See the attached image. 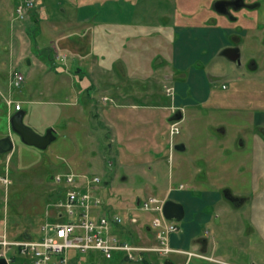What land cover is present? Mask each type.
<instances>
[{"label": "rangeland", "instance_id": "rangeland-1", "mask_svg": "<svg viewBox=\"0 0 264 264\" xmlns=\"http://www.w3.org/2000/svg\"><path fill=\"white\" fill-rule=\"evenodd\" d=\"M88 1L106 5L109 0H0V138L8 133L15 137L11 152L0 151V175L8 172L9 176L8 184L0 181V226H5L10 233L29 230L37 236L47 219L48 202L52 203V199L59 194V185L54 180L56 174L75 173L81 176L80 182L85 175L100 176L102 181L94 194H100L113 211H120L126 216L140 214L139 222H126L135 231L136 242L144 246L139 255L149 260L147 264H162L164 254L161 256L156 251L157 247L162 246L153 230L148 231L145 226L154 219L155 214L137 208L135 197L151 198L155 195L163 198L169 187L178 190L191 188L189 179L192 175L199 179L201 173L198 172L204 171V160L209 159L208 169L215 172L213 175L217 181H204L205 186L217 190L225 184L236 193L248 196L249 200L235 208L233 213L230 212L228 221L227 213L218 205L209 204L202 209L205 216L213 218L203 229L211 231L208 254L229 264H264V208H260L261 227L256 232L249 231L253 225L256 228L251 222L252 199L264 200V165H257L254 158L255 140L264 128V125L256 124L255 121L258 113L264 111V0H251L262 2L261 8L236 12L242 24L241 64L223 54L186 52L190 63H184L186 67L175 80L188 82L189 87L181 94L175 85H171L173 92H177V98L167 86V98L164 96V92H161L164 83H159L154 74L150 80L154 89L148 90L151 95L146 89H140L139 80L131 89H110L108 81H115L110 71L101 68L90 56L88 58L95 61L93 64L96 68H92L96 71L93 72L103 87L78 89V85L89 81V77L77 79L74 70L71 71L63 62L69 56L70 64L76 67L82 63L78 61L79 57L62 49L69 55L59 56L56 64L48 60V55L44 53L47 47L53 49L58 57L60 29L68 27L71 39L82 35L78 32L74 35L73 27L68 23L74 24L78 5L84 7ZM134 1L139 13L136 21L149 24L147 31L153 35V39L157 38V33L162 39H174L177 35L174 29L169 37H165L164 31H160L162 26L167 30L171 28L172 22L177 24V19L186 24L193 22L194 18L203 19L212 11L210 6L215 0ZM6 3L10 6L21 3L29 17L21 21L14 19ZM37 15L43 19L41 22H38L40 17ZM19 22L25 24L20 40L23 41L24 52H27L20 61L13 58L10 48L14 27ZM41 23L44 30L39 26ZM90 33L91 30L87 35L89 37H85L87 43L91 39ZM196 37L194 35L192 40ZM74 49L84 53L77 46ZM205 55L208 57L204 62ZM74 58L76 60H72ZM253 61L258 65L256 70L250 67ZM206 62L208 65H205ZM83 66L86 68V65ZM17 69L24 74L25 79L20 86H13L10 83L11 75ZM49 73L61 75V79L59 76L55 78L53 89L48 82ZM67 73H72L74 79H69ZM207 87L214 89L213 97L207 103H200ZM131 91L136 94L118 99L117 92L126 94ZM9 98L21 100L24 121L35 131L45 133L50 127L54 129L56 138L47 148L26 144L12 130L8 113L13 108L8 105ZM163 98L165 102L178 103L181 108V118L174 119L180 126V133L175 138L186 142V150L170 148L167 143L170 133L165 118L166 109L160 105L150 107L155 99L162 103ZM120 100L124 105L120 104ZM116 106L119 109L115 113ZM114 119L129 124L133 137L129 141L132 146L131 159L116 155L120 153V143L116 138ZM150 119L153 123L149 127L140 122ZM142 131L144 137L134 135ZM155 137L157 145L154 143ZM126 144L130 148L128 142ZM126 175L128 178L123 179ZM107 182L109 186L105 187V194L101 193ZM181 183H184L183 188ZM223 203L229 204L225 199ZM219 220H223L221 225L217 222ZM176 222L181 223L178 220ZM169 247L172 249L169 253L176 262L177 253L191 254V251L176 248L170 243ZM71 255L81 259L79 264H140L138 259L107 258L99 250H77L72 251ZM29 264L36 263L31 261ZM190 264L222 263L194 256Z\"/></svg>", "mask_w": 264, "mask_h": 264}, {"label": "crops", "instance_id": "crops-1", "mask_svg": "<svg viewBox=\"0 0 264 264\" xmlns=\"http://www.w3.org/2000/svg\"><path fill=\"white\" fill-rule=\"evenodd\" d=\"M85 3H86L85 6L87 7L85 6L82 7V4L78 5L79 9H76L77 14L74 17V24L68 23L70 24V27H73L72 33L74 35H76V32L81 33L82 35L80 37L82 38L84 37V39L80 40L79 36H74V39H71L68 27H64L58 31V33H60L59 34L60 36L57 41L58 53L67 54L65 52H62L61 51L62 49H65V51H71L70 54L79 57L78 61L82 62V63H78L77 66L75 67L73 66L74 65L73 63L70 64L71 60H69V56H68L67 62L62 61L63 64L70 70L71 69L74 70V76H76L77 79L82 78L83 76L89 77V81L85 80L82 84L80 83V85H78L79 86L78 89H85V90L101 89V87H103L102 84L100 85L99 79L97 78V76H95L93 72V70H95L93 68H96L93 63L97 61L101 68H106V70L110 71L111 76L115 80V81L107 80L108 83H110L109 85L110 89H117L118 91L122 87L132 88L133 84L134 85L137 84L136 82L137 80H139L140 82L139 83L140 89H146L147 91L149 89H154L150 84L151 77L154 74L155 77H158L159 83H164L163 86L164 88L161 92H164L165 94L166 86L175 85L176 89H178L180 93L183 94V90L189 87L188 82L186 83L178 82L177 80H175V77L178 74H180L179 72L182 71L184 67H186L184 63H188L190 61V58L185 53L190 51L198 54L200 51H205L206 53H209V55H211L212 53H215V55L217 54L222 55L223 47L231 44L230 39L232 35H234V33H236L237 31H240L241 29L239 28V24H241L239 22L240 19L236 22H232L224 15H217L215 16L216 17L215 21L208 22L207 21L208 17L210 15H214V13L210 11V13H208L209 14L208 16L206 17L204 16L203 19L194 18L193 22H190L189 24L183 23L182 20L177 19L176 22L177 24L172 22L171 23L172 26L170 29L164 30L165 26H162L160 31L161 32L164 31V33L166 34L165 37L166 36L169 37L170 32L174 29V32L177 34L174 39L171 38L162 39L159 37L158 33L156 35L157 38L153 39V35H151L149 31H147L148 27L150 28L149 24H142L136 21V18L138 17L139 13L137 8V3L134 0H109L106 5L104 4L99 5L98 3L95 4V2H91V1ZM5 6L7 9L11 10L12 16L14 18L16 5L10 6L9 3H6ZM39 15H37V17H40L38 18L39 20L38 22H41L43 19ZM32 17L35 18L36 16H32ZM39 26L41 27V29L44 30L42 23L39 24ZM22 30L25 31V24L22 22L17 23V26L16 28L14 27V31H13V43L12 46L10 45L11 54L13 55V58L15 57L19 61L21 60L22 56L27 53L24 52L23 41L20 40L22 35L21 34ZM89 30H91L90 33L91 39H89V42L87 43L85 37L86 38L89 37L87 36ZM194 35H197V37L195 40H192L194 38ZM187 44L191 45V47H189ZM76 46L80 50L84 51L87 58L84 57V53L78 52L74 49ZM37 47L40 48L39 45H37ZM157 47H161V48L157 49ZM46 49L47 50H45L44 48V53H46L48 57L52 59L50 61L54 64L58 63L57 61L58 59H55V53L53 52V49L51 48L48 49V47ZM190 52H189V56H191ZM89 56L92 57V60L95 59V61L93 62L92 60H90L88 58ZM207 57L205 55V57L203 58L204 62L206 61ZM72 60H76V58ZM207 62L205 65H208ZM83 65H86V68H84ZM102 73L103 72H100V74ZM67 74L68 75L66 76L69 79H74L72 73L70 74L67 73ZM58 76L61 79V75H58V73H54V74L49 73L48 82L50 84L51 89H53L54 86L56 85L55 78H57ZM102 77L104 78L103 75ZM105 78L107 79L106 76ZM75 80H73V83ZM66 81L68 82L69 80L66 79ZM74 87L76 88V85H74ZM194 89H199V88L195 87ZM206 89L207 92L204 94L202 100H200V103H207L213 97L214 89L210 87H207ZM117 93H118L117 96L118 99H124L125 97L127 98L132 93L136 94V92H132V91L127 92L126 94L125 93L120 94L119 92ZM147 93L148 95H151L150 91H148ZM155 93L157 92L155 91ZM164 96L167 98L166 94ZM176 98H177V92H176ZM17 100L21 101L20 99ZM157 100L158 99H155L153 104H150L151 105L150 107H154L155 105H160V107L166 109L167 115L165 116V118L167 119V125L169 128L170 121L172 120V115H173V108L171 107L172 102L169 103L165 102L166 99L164 100V98L162 103H160V101L157 102ZM120 104L124 105V103H122V100H120ZM176 105L179 106L178 103H176ZM115 108H117L115 110L116 113L119 107L116 106ZM21 110H23V105ZM258 114H259L258 117L255 118L256 124L259 123L260 125H264V111ZM151 119L148 121L146 120L140 122L142 123L143 126L149 127L153 123ZM114 126L116 127V133H115L116 138L120 143V146L118 147L120 148V153H117L116 155L119 157H123L126 160L129 158L131 159L132 146L129 144V141L130 140L132 141L133 137L131 131L128 128L129 124L119 123L118 120L114 119ZM134 135L136 137L139 136L144 137V132L143 131L138 132ZM11 140L15 142V137L11 136ZM169 140L167 143H169ZM126 142H128L130 148L128 147ZM154 143L155 145L158 144L156 137L154 138ZM175 145H180L181 149L178 150L181 151L186 150L187 148L186 142L183 141L182 139L175 138ZM254 147H255L254 150L255 163L263 167L264 137L262 136V134H258V137L255 140ZM135 148L138 149L137 146ZM5 151L6 150H4L3 152ZM137 151H135L136 154ZM208 162L209 159L204 160V164L206 166L203 167L204 171L198 172L201 173L199 179H196V177L193 175L189 179V184L191 188L187 190L185 189L181 190L179 188L178 190L169 187L166 190L165 196L163 197L164 199L171 198L178 202H181L184 205V209H185V215L183 219L180 220L181 223L178 224L180 229L179 231L170 234L169 243L171 246H174L176 248L191 251V254L187 252L177 253L179 254L177 258L178 261L177 262L175 261V264H190L192 257L194 256H199L201 258L209 259L201 255H198L197 253L212 256V254H208L211 245V240H210L211 231H207V230L204 231L203 229L204 226L207 223L211 222L213 218L211 216L208 217L205 216L202 213V209L208 206L209 204L215 206L218 205L219 207H221L220 209L223 212L227 213V221H228V214L230 212L233 213L235 208L239 207V206L233 207L229 201H228L229 202L228 205L223 203V200L225 198L220 195V191H222V189L224 188L230 189L232 191V194L236 197H245V201L241 204V206H243L249 200L248 196H244L243 194L236 193L235 191H233L232 188L225 186V184L220 186V189L217 190L209 188L207 185L205 186L204 181L206 182L217 181L216 179L217 177L213 175L215 172L213 170L208 169L209 166ZM198 169L200 168L198 167ZM126 178H128L127 175L123 176V179ZM108 186H109L108 182L105 183L101 193H104L103 191H105V187L107 188ZM180 186L181 188H183L184 183H181ZM139 197L140 196L135 197L136 199L135 203L137 202V199ZM110 199H112V197ZM225 200L227 201V199ZM107 204L108 203L106 202V200H104L103 207L108 208L110 211L114 212L113 208H111V205L108 206ZM263 205H264L263 199H261V201L260 199L257 198L252 199L253 211H252L251 222L256 225V228L253 225V227L249 230L250 232H256V229L260 228L261 224L263 223L261 221V214H260V208H263ZM221 221L223 220H219L217 222L221 225L222 224ZM4 232L7 233V235L9 234L8 236L12 239H23L28 237L37 238L41 236L40 232L39 234H37V236H34L31 234V231L29 230H24L20 232L12 231L10 233L5 226L4 227L0 226V233H4ZM9 255L11 256L12 259L8 264H12V263L29 264L31 261H33L30 257H25L19 254L17 252V249L14 248L9 251ZM209 260H213V259H209ZM50 264H56V263L52 262Z\"/></svg>", "mask_w": 264, "mask_h": 264}, {"label": "built area", "instance_id": "built-area-1", "mask_svg": "<svg viewBox=\"0 0 264 264\" xmlns=\"http://www.w3.org/2000/svg\"><path fill=\"white\" fill-rule=\"evenodd\" d=\"M21 4V3H20ZM18 4L17 15L25 18L28 15L23 5ZM61 56L58 54V57ZM24 75L15 70L11 84L20 86ZM169 92L172 89L167 87ZM175 94V92H173ZM9 104L13 102L8 100ZM22 104L17 102L16 109ZM180 133L179 122L171 124V141ZM80 175L75 173L57 174L56 182L63 185L64 196L51 203L53 211L47 212L49 218L42 225L41 236L37 238L10 239L7 234L0 233V257L12 258L9 255L11 249L25 257H30L36 264H79V261L71 255L72 251L99 250L106 257H112L115 251L123 252L129 259L139 258V252L144 246L124 240L115 232V227L124 223L126 217L121 214L108 215L99 208L102 205L100 197L94 194L96 184L101 181L99 176L85 175L80 182ZM0 181L9 183L8 175H0ZM164 200L151 196L141 201L140 208L151 212L154 219L151 225L156 232V237L162 247H157L162 255H167L172 250L169 247L170 234L178 231L176 222L169 220L163 214ZM131 222L139 221L136 214L127 217ZM147 249V248H146Z\"/></svg>", "mask_w": 264, "mask_h": 264}, {"label": "flooded vegetation", "instance_id": "flooded-vegetation-1", "mask_svg": "<svg viewBox=\"0 0 264 264\" xmlns=\"http://www.w3.org/2000/svg\"><path fill=\"white\" fill-rule=\"evenodd\" d=\"M240 4V7H237ZM262 6V2L260 1H251V0H231L229 3L227 2L225 4V10L226 12H222L220 11L217 7H214V1L210 6V9H212V13H214V15H210L207 19L208 22L211 21H215L216 20V12L218 15H224L225 17H227L230 21L232 22H236L240 19V16L236 14V12L241 11L243 9L245 10H255L258 8H261ZM242 14L245 16L246 13L242 12ZM239 28H242L241 24H239ZM243 39V35L241 34L240 31H237L236 33H234V35H232L230 42L231 44L226 45L225 47H223L222 49V54H224L226 57L228 58H232V56L235 54L234 52L239 53V56L237 57V59L235 60V62L241 64V47H240V43ZM227 51V52H225ZM228 53V54H227ZM234 60V59H233ZM256 61H253L250 65V67L254 70H256L258 68V65L255 64ZM181 109H178L175 113L177 114L178 112H180ZM262 136L264 137V128L263 131L261 132ZM8 135V134H7ZM3 136L0 138V151L6 150L9 146H10V140L6 138V136ZM6 138V139H5ZM222 196L227 199V201H229L233 207H241V204L245 201V197H236L232 194V191L228 188H224L222 189ZM264 208V205H263ZM262 208V209H263ZM261 216H262V212H261ZM161 256L162 254L160 252H158ZM203 257H206L208 255L205 254H199ZM142 254L139 255V258L143 260V257L141 256ZM162 257H164L162 264H175L174 259L171 257L170 253L168 255H163ZM213 257V256H211ZM215 258V257H213ZM219 263L222 264H229L227 261H224L220 258H215Z\"/></svg>", "mask_w": 264, "mask_h": 264}, {"label": "water", "instance_id": "water-1", "mask_svg": "<svg viewBox=\"0 0 264 264\" xmlns=\"http://www.w3.org/2000/svg\"><path fill=\"white\" fill-rule=\"evenodd\" d=\"M230 1L231 0H215L214 7H217L222 12H226V10L224 9L225 4L227 2L229 3ZM237 7H240V4ZM234 53L235 54L232 56V58L236 60L239 56V53L237 52V50ZM24 115V111H17L10 117V122L13 131H15L26 144L34 145L42 149L47 148L56 138L54 129L50 127L46 130L45 133H39L35 131L31 126L25 123ZM181 116L182 113L178 112L173 116V118L179 119L181 118ZM10 143V146L6 150H10L13 148L14 144L11 140ZM176 148L181 149L180 145H176ZM163 212L167 218L176 219L179 221L182 220L185 215L184 205L181 202H178L171 198L166 199L163 206ZM0 264H8V261L5 258H0Z\"/></svg>", "mask_w": 264, "mask_h": 264}, {"label": "trees", "instance_id": "trees-1", "mask_svg": "<svg viewBox=\"0 0 264 264\" xmlns=\"http://www.w3.org/2000/svg\"><path fill=\"white\" fill-rule=\"evenodd\" d=\"M47 58H48V60H52V59H50L49 57H47ZM118 232H119L122 236H124L126 239H128V240H130V241H135V242H136V240H137V238H136L137 235L135 234V231H134L133 229H131V228L129 227V225H122L121 228L118 229ZM114 257H117V258L121 257V258L124 259V260L127 259V257H125V256L123 255V253H121V252H116V253L114 254L113 258H114ZM148 261H149V260L145 258V259L141 260L140 263H141V264H147ZM148 263H149V262H148Z\"/></svg>", "mask_w": 264, "mask_h": 264}]
</instances>
